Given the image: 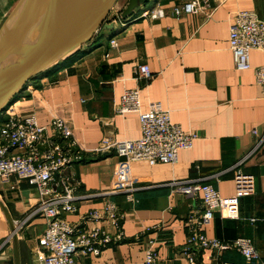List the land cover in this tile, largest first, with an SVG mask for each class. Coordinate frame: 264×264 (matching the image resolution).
Instances as JSON below:
<instances>
[{"label": "crops", "instance_id": "crops-1", "mask_svg": "<svg viewBox=\"0 0 264 264\" xmlns=\"http://www.w3.org/2000/svg\"><path fill=\"white\" fill-rule=\"evenodd\" d=\"M20 1L0 0V29ZM188 1L150 0L132 18L115 24L113 31L99 32L32 81L33 87L15 100L19 113L35 114L41 126L56 116L64 119L83 150V161L65 172L81 183L78 195L84 197L78 213L67 220L79 222L108 201L124 214V240L108 245L100 256L79 255L82 264H142L146 230L155 226L160 231L151 237L162 243L159 264H189L182 256L185 220L200 208L202 194L181 193L182 188L209 184L222 197H234L233 167L252 150L257 137L264 136V98L254 70H236L229 47L233 15L253 12L264 21V0H210L209 14L174 16L173 9ZM158 6L165 11L163 18L141 17ZM112 39L115 48L110 47ZM250 58L253 68L264 65L263 52L252 51ZM140 64H147L154 75L147 85L135 79ZM136 89L142 112L160 103L174 124L198 135L191 150L179 153L175 165L150 166L115 153L96 154L105 137H141L139 115L117 113L123 94ZM241 170L254 178L255 194L239 201L235 218L217 213L205 233L223 241L249 239L261 257L247 261L236 251H226L223 261L264 264V144ZM179 182L184 185L177 187ZM123 184L133 190L132 202ZM0 202V264H41L46 253L40 251L39 239L47 222L34 213L37 191L12 177L0 185ZM86 227L116 233L109 221ZM209 256L203 255V261L216 264Z\"/></svg>", "mask_w": 264, "mask_h": 264}, {"label": "built area", "instance_id": "built-area-1", "mask_svg": "<svg viewBox=\"0 0 264 264\" xmlns=\"http://www.w3.org/2000/svg\"><path fill=\"white\" fill-rule=\"evenodd\" d=\"M210 0H190L173 9L177 18L181 15L209 14ZM165 16L162 7L145 11L142 18L159 20ZM229 47L234 58V67L238 71L254 70L256 84L264 98V65L253 68L250 54L252 51L264 53V21L253 12L240 11L230 20ZM115 19L114 24L120 23ZM110 47H117L112 39ZM154 75L147 64H140L135 70V79L147 85ZM33 87L32 82L27 86ZM118 114L136 113L139 115L141 137L136 140L118 141L105 137L96 150V154L115 153L129 162H146L150 166L175 165L179 153L191 150L198 135L185 133L171 120L170 111L160 103H152L148 112H142L140 91H126L117 108ZM253 134L256 136L257 131ZM264 136L257 137L252 150L233 167L236 193L234 197L224 198L212 185L184 187L181 193L201 192L200 208L192 210L186 220V242L182 256L189 264H206L203 255L210 253L209 260L216 264H234L223 261L226 251H236L247 261H259L260 254L251 240L237 238L223 241L209 238L205 228L220 213L225 218H235L239 210V201L255 194V181L245 174L241 167L263 146ZM83 150L73 137L66 121L53 117L47 126L38 123L35 114H21L15 102L0 114V185H6L12 177L25 182L38 193V205L35 214L44 217L47 229L39 239L40 251L45 252L41 264H82L79 255L100 256L102 249L110 244L124 240L122 223L124 214L119 206L108 201L103 208L93 210L81 216L79 222H70L67 216L78 213V205L83 196L78 195L81 183L67 177L65 172L73 164L83 161ZM181 187L184 183L175 184ZM122 188L128 193L127 200L133 201L131 189ZM178 189V188H177ZM109 221L116 233L111 234L102 228L86 226L90 222ZM256 220L252 219L254 223ZM159 227L146 230L147 240L144 246L145 258L142 264H159V246L161 242L152 238Z\"/></svg>", "mask_w": 264, "mask_h": 264}, {"label": "water", "instance_id": "water-1", "mask_svg": "<svg viewBox=\"0 0 264 264\" xmlns=\"http://www.w3.org/2000/svg\"><path fill=\"white\" fill-rule=\"evenodd\" d=\"M150 0H128L127 21ZM118 0H21L0 29V114L28 84L90 42L115 29ZM0 206L2 203L0 202Z\"/></svg>", "mask_w": 264, "mask_h": 264}, {"label": "rangeland", "instance_id": "rangeland-1", "mask_svg": "<svg viewBox=\"0 0 264 264\" xmlns=\"http://www.w3.org/2000/svg\"><path fill=\"white\" fill-rule=\"evenodd\" d=\"M127 3H128V0H118L116 6L114 7V9L112 10V13L109 16V19H108L109 23H113L115 19L119 21L122 10L126 7Z\"/></svg>", "mask_w": 264, "mask_h": 264}]
</instances>
